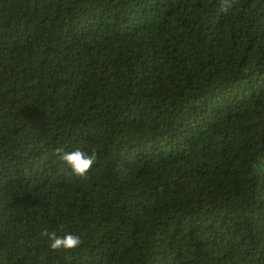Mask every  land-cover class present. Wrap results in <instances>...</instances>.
<instances>
[{
    "label": "trees",
    "instance_id": "trees-1",
    "mask_svg": "<svg viewBox=\"0 0 264 264\" xmlns=\"http://www.w3.org/2000/svg\"><path fill=\"white\" fill-rule=\"evenodd\" d=\"M219 5L0 0V264H264V0Z\"/></svg>",
    "mask_w": 264,
    "mask_h": 264
},
{
    "label": "clouds",
    "instance_id": "clouds-1",
    "mask_svg": "<svg viewBox=\"0 0 264 264\" xmlns=\"http://www.w3.org/2000/svg\"><path fill=\"white\" fill-rule=\"evenodd\" d=\"M234 4L235 0H220L218 11L227 15ZM54 153L68 166L72 174L80 178H86L93 165L97 163V152L94 149L85 151L81 147H76L69 150L61 145L54 149ZM40 236L48 241V246L53 251L73 250L82 242L81 236L77 233L69 231L61 235L57 230H50L48 227L40 230Z\"/></svg>",
    "mask_w": 264,
    "mask_h": 264
}]
</instances>
